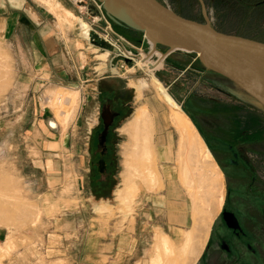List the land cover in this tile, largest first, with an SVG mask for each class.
Returning <instances> with one entry per match:
<instances>
[{
    "label": "rangeland",
    "instance_id": "rangeland-1",
    "mask_svg": "<svg viewBox=\"0 0 264 264\" xmlns=\"http://www.w3.org/2000/svg\"><path fill=\"white\" fill-rule=\"evenodd\" d=\"M161 1L185 17L209 21L220 31L264 41V0ZM59 2L86 20L102 37L119 43V36H122L149 50L150 38L144 31L111 21L107 11L95 7L92 0L86 1L87 10L73 0ZM28 6L51 23L50 40L56 46L52 45L48 51L54 58L55 68L72 78L74 75L77 82L53 80L47 72L30 74L32 60L23 58L24 49L22 51L14 42L16 34L8 41H0V204L7 199L5 202H10L5 203L6 214L0 211V264H150L157 231L167 234L168 242L180 245V239L176 238L182 234V229L193 230L196 223L197 240L201 239L204 224L195 215L196 207L198 210L208 209L214 218L206 246L195 264H226L224 252L216 248L221 246L225 237L222 224L224 206L219 209L221 193L224 192V199L227 195H243L245 183L256 177L263 187H254L252 195L258 197L257 202L262 205L264 223V108L234 84L205 69L196 53L181 49L167 58L164 67L154 76L182 105L222 173L220 181L212 162L204 159L203 162L194 154L189 179L190 184H194L190 187L182 176L185 159L178 156L179 137L168 121V105L159 98L152 84L153 75L139 67H135L134 72L128 71L133 68L132 64L120 67L121 57L114 60L118 69L114 73L111 64L114 48L108 42H91L99 48L96 52L80 36L78 26L62 25L40 0H29ZM96 15L102 19L94 23ZM34 34L37 35V29H30L28 35L26 31L23 40H30ZM121 46L124 48L126 43ZM158 46L162 50L168 48L161 43ZM105 51L110 52L107 67L99 68L103 59L98 55ZM173 62L180 64L173 65L174 68L171 66ZM187 66L188 69L184 70ZM114 86L128 91L132 110L139 106L149 107L156 122L153 142L160 153L158 168L164 186L147 190L138 180L141 190L135 197L133 212H128V203L117 199V192L123 186L121 147L128 140L120 131L117 150L121 173L115 200L113 197L96 201L89 180L91 126L99 121L97 117L102 102L113 99L110 90ZM61 88L81 91L80 107L67 124L62 117L57 120L54 111L46 104L47 97ZM92 89L102 91L94 93ZM222 105H229L228 112L242 122L240 138L234 147L237 156L227 149L224 139L212 147L215 143L205 138L191 113L196 111V118L203 115L219 136L226 137L230 123L220 114L227 112ZM256 117L261 118L263 127L261 141L255 140ZM160 138L163 144L159 143ZM162 145L169 147L162 148ZM167 157L170 161L163 160ZM209 181L215 183L214 197L205 205L201 196ZM196 192L198 197L194 203ZM101 203L110 206L97 211ZM122 209H126L127 218ZM172 256L166 251L161 260L164 262L166 257L170 259ZM262 259L264 264V243Z\"/></svg>",
    "mask_w": 264,
    "mask_h": 264
},
{
    "label": "bare ground",
    "instance_id": "bare-ground-1",
    "mask_svg": "<svg viewBox=\"0 0 264 264\" xmlns=\"http://www.w3.org/2000/svg\"><path fill=\"white\" fill-rule=\"evenodd\" d=\"M40 2L45 5L49 11L59 19V21H61L60 23H62V25L65 26V24H68L70 27L78 26L80 36L88 41L90 48H95L96 52L99 51V48L95 47V45L90 41L93 27L86 20L77 16L72 10L65 8L58 0H40ZM108 9L110 10V8ZM110 11L114 13L113 10ZM131 26L136 27L132 24ZM147 36L154 44L159 41H163L172 45L173 49H185L184 45L176 44L173 40L155 31L148 30ZM80 43L81 42H79V44ZM155 52L156 51L153 50L152 53L147 56H138V58H136V64L139 68L147 72L148 75H153L152 84L158 92L159 98H161V100H163V102L169 107L168 121L175 128L179 137L178 156L179 158L184 157L185 159V165L182 169L184 182L190 187H193L194 183L190 184L189 179L192 171L190 162L192 158H194V154H197V156L199 155L198 158L199 160L202 159L201 161H203V159L205 162L211 161L213 167L217 171V179L221 181L222 173L220 172V169L218 170L217 163L212 160V153L207 147L205 140L198 132L190 117L182 109V105L169 93L168 88L156 76H154L155 64L150 60V56ZM156 53L160 55L161 61L165 54H161L158 51ZM108 54L110 55V52L105 51L103 54L98 55L99 58L103 59L101 66H98L99 68L107 67L106 59L109 57ZM127 70L134 72L135 68ZM112 71L117 73L118 69L116 67H112ZM135 85L137 86V84ZM81 98L80 90L61 88L52 92L51 95L47 97L46 104H48L47 106L54 111L57 120H61L63 118L64 124H67L73 113H77V110L80 107ZM155 127L156 122L150 113L149 107L139 106L133 112L131 119L125 122L119 129L120 133L127 136L128 140L121 147V155L123 157V186L117 192V199L122 203H128L130 205L128 212H133L135 197L141 190L139 184L137 183L138 180L147 190H153L158 187L162 188L164 186L158 168L160 153L153 142ZM165 153H168V151ZM193 181L194 178L191 182ZM213 184L215 183L209 181L207 183V189L202 192L203 195L201 197H204V199L202 198L201 200L205 203V205H207L206 201H208V199H212L214 197ZM197 197L198 193L196 192L194 203H196ZM224 200V192H222L219 200V209L223 206ZM5 201H8V199ZM5 201H3V205H5V203H10ZM3 205L1 202L0 211L6 214L7 208L6 205ZM109 206L110 204L103 203L99 211H104ZM194 210L195 215H198L204 224V234H202L201 239L197 240L198 236L196 231L198 228L196 223L193 230L190 228V230L186 229L182 231L180 236V245H176L173 241L168 242V235L164 232L157 231L154 235V244L150 264H195L197 262L206 246V242L208 241L207 239L209 238L214 215L210 213L211 211L208 212V209H206L207 211L202 209L198 210L196 207ZM200 233H202V230ZM166 251L171 253L173 256L170 259L166 257V260L162 262L161 256L162 254L164 255V252Z\"/></svg>",
    "mask_w": 264,
    "mask_h": 264
},
{
    "label": "water",
    "instance_id": "water-1",
    "mask_svg": "<svg viewBox=\"0 0 264 264\" xmlns=\"http://www.w3.org/2000/svg\"><path fill=\"white\" fill-rule=\"evenodd\" d=\"M101 1L115 23L132 24L136 26L132 28L146 34L152 30L184 45L186 51L197 54L205 69L234 84L264 108V41L220 31L209 21L201 22L179 14L161 0ZM90 41L103 42L96 32L91 33ZM157 43L171 51L181 50L163 41ZM101 118L107 129L113 120L109 104L103 106ZM105 136L104 133L103 140Z\"/></svg>",
    "mask_w": 264,
    "mask_h": 264
},
{
    "label": "flooded vegetation",
    "instance_id": "flooded-vegetation-1",
    "mask_svg": "<svg viewBox=\"0 0 264 264\" xmlns=\"http://www.w3.org/2000/svg\"><path fill=\"white\" fill-rule=\"evenodd\" d=\"M110 91L113 94V99L102 102L101 111L104 105L109 104L113 120L106 129L100 112L99 121L91 129V138L88 144L90 156L88 172L89 180L92 183L91 192L94 199L99 202L113 197L115 200V191L119 183L118 175L121 173H119V152L117 150L120 143V133L118 132L134 112L127 90L114 86ZM237 123L240 127L242 122L238 119ZM254 123L255 140L261 141L263 135L261 118L256 117ZM104 133L106 134L105 140H103ZM212 147L216 146L212 145ZM229 149L237 156L233 146H230ZM214 152L216 153L215 149ZM231 161L235 164L238 163L236 159H231ZM256 186L260 187L261 184H258L256 177L253 176L251 182L245 183L243 195H227L224 200L222 224L225 237L221 240V246L216 248H220L224 252L226 264H262L263 209L261 203L257 202L258 197L252 195Z\"/></svg>",
    "mask_w": 264,
    "mask_h": 264
},
{
    "label": "crops",
    "instance_id": "crops-1",
    "mask_svg": "<svg viewBox=\"0 0 264 264\" xmlns=\"http://www.w3.org/2000/svg\"><path fill=\"white\" fill-rule=\"evenodd\" d=\"M28 2L29 0H0V41L1 42L8 41L13 35L16 34L15 35L16 38L14 42L16 43V45L20 47V49H22V51L24 49L25 55L23 58L32 60V64H31L32 67L29 68L30 74H33L34 72L38 74L39 72L40 73L47 72L50 75V79H53V80L56 79L57 81H60V82L68 80V83L77 82L74 75L72 78L71 76H68V74H66L65 71L61 72L60 68L58 69L55 68V63L53 61L54 58L53 59L51 58L50 53L48 51L50 50V47L53 48V46L54 47L56 46L55 42L50 40L52 35L49 33H52V32H51V29H49V26H50L49 24L51 23L49 22V19L44 17V15L43 16L38 15V14L36 15L37 12L35 13V10L33 9V7L28 6ZM30 3L32 4V2ZM47 10L49 11L48 8ZM38 27H40V29ZM30 29H37V35L34 34L30 38V40H27V41L23 40L24 33L27 31V35H28V32ZM178 59L180 58L178 57ZM178 63L179 62H173L171 63V66L174 67L173 65H178ZM188 67L189 66L185 67L184 70H187ZM93 90L94 89H92V92L94 93L97 92ZM101 91H98L97 93H101ZM221 107H223V109L226 107V110H227V108H229L230 106L222 105ZM191 113L197 125L201 127L200 129L205 135V138L209 139L212 144L215 143L214 145L217 146L220 144V140L224 139L222 141L225 142V145L227 146V149L229 151H230L229 149L230 146H233V147L236 146L237 139L240 138L239 137L240 128L238 127V123H237L238 120H237L236 115L232 114L231 111L228 112L227 110V112L220 113L221 115H223L225 119L229 120V123H230V125H228L229 133L226 137L219 136L215 132L216 129L210 127V123L207 121V119L203 115H199V117L196 118L195 116V114H197L196 111L195 112L192 111ZM161 139L162 138L159 139V143L163 144L164 141H162ZM168 147L169 146L162 145V148H168ZM165 159L166 161H170L169 160L170 157L164 158L163 160ZM101 207H102V203L96 208L97 211H99ZM122 210L124 211V209ZM125 213L124 215L127 218L128 216H126ZM182 230H185V229H182ZM180 236L181 234H179V236L176 239H180Z\"/></svg>",
    "mask_w": 264,
    "mask_h": 264
},
{
    "label": "built area",
    "instance_id": "built-area-1",
    "mask_svg": "<svg viewBox=\"0 0 264 264\" xmlns=\"http://www.w3.org/2000/svg\"><path fill=\"white\" fill-rule=\"evenodd\" d=\"M77 5H79L80 7H82L83 9H88V5L86 3L87 0H73ZM93 5L95 7H98L100 10H106L103 2L101 0H92ZM81 8V9H82ZM82 9V10H83ZM107 11V10H106ZM102 18L99 15L94 16L93 18V22H98L99 20H101ZM112 21V19H111ZM92 32H96L98 34V36L101 37L102 40H104L105 42H108L115 50H114V55L111 57V64L114 65V67L116 66L114 64V60L117 57H121L122 58V64H119L120 67H125L126 65H130L132 64V67H138V65L136 64V58H138V56L141 55H149L152 53L153 50H155L156 52H160L161 54H165L164 57L162 58V60L160 61V55L158 53H153L150 56V60L155 64V68H154V73L157 72L158 70H160L161 68L164 67L167 58L173 53L176 52L177 50H169V48H167V50H162L161 48H159L158 43H153L150 40H148V44H149V50H144L141 47L135 45L134 43H131L129 41H127L124 37L119 36L118 42H114L110 39H108L107 37H102V35L96 30V29H92ZM91 32V33H92ZM126 43V48L122 47L121 44ZM117 44V45H116ZM100 117V112L99 115L97 117V120H99ZM95 122V121H94ZM98 121H96L91 128H93L95 126V124Z\"/></svg>",
    "mask_w": 264,
    "mask_h": 264
},
{
    "label": "trees",
    "instance_id": "trees-1",
    "mask_svg": "<svg viewBox=\"0 0 264 264\" xmlns=\"http://www.w3.org/2000/svg\"><path fill=\"white\" fill-rule=\"evenodd\" d=\"M167 50V49H166Z\"/></svg>",
    "mask_w": 264,
    "mask_h": 264
}]
</instances>
